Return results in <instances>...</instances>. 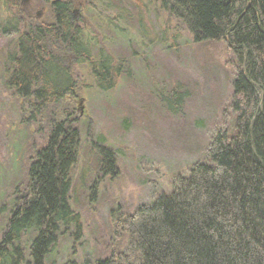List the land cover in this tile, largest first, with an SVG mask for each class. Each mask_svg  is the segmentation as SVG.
Here are the masks:
<instances>
[{"label": "trees", "instance_id": "obj_1", "mask_svg": "<svg viewBox=\"0 0 264 264\" xmlns=\"http://www.w3.org/2000/svg\"><path fill=\"white\" fill-rule=\"evenodd\" d=\"M143 1L175 20L194 43L226 45L235 66L229 106L234 121L230 133L211 139L204 163L175 178L169 194L131 213L111 212L110 253L96 264H264V0ZM9 6L20 22L22 10L13 0ZM70 7L67 1L51 2V22L29 23L7 57L6 87L30 99L39 115L48 113L49 133L30 162L26 184L16 188L0 239V264L22 263L25 233L34 236L25 264H45L58 236L71 227L80 237L81 223L69 205L79 134L69 119L54 121L52 107L75 87L68 56L87 63L99 85L109 79V88L114 79L113 60L101 50L91 57L94 48L73 22ZM121 14L108 26L117 29ZM2 30L4 36L19 33L6 24ZM104 162L111 168L108 151Z\"/></svg>", "mask_w": 264, "mask_h": 264}, {"label": "rangeland", "instance_id": "obj_2", "mask_svg": "<svg viewBox=\"0 0 264 264\" xmlns=\"http://www.w3.org/2000/svg\"><path fill=\"white\" fill-rule=\"evenodd\" d=\"M53 1L13 0L23 11L19 22L11 0H0V239L16 188L26 184L30 162L49 133L48 113L39 115L30 99L6 87L7 57L29 23L51 22ZM61 1L70 2L73 22L94 48L91 57L101 50L113 60L114 82L109 88V79L99 85L87 63L67 55L75 87L52 107V118H67L78 130L69 205L81 229L77 238L72 227L58 236L45 264H96L110 253L111 212L122 208L131 213L169 194L175 178L205 162V150L216 133L231 132L235 66L223 42L194 43L181 25L158 15L147 1ZM120 14L114 23L118 28L109 27L107 22ZM5 24L9 31L16 26L19 33L4 36ZM107 151L111 168L104 162ZM33 238L31 233L22 235L21 264L30 260Z\"/></svg>", "mask_w": 264, "mask_h": 264}, {"label": "flooded vegetation", "instance_id": "obj_3", "mask_svg": "<svg viewBox=\"0 0 264 264\" xmlns=\"http://www.w3.org/2000/svg\"><path fill=\"white\" fill-rule=\"evenodd\" d=\"M22 10V9H21ZM23 12V11H22ZM31 22H33V21H31Z\"/></svg>", "mask_w": 264, "mask_h": 264}]
</instances>
